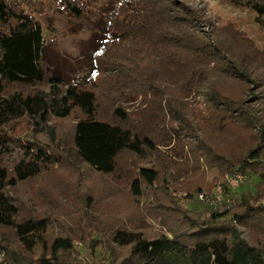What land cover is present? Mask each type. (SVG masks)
<instances>
[{"label": "trees", "instance_id": "1", "mask_svg": "<svg viewBox=\"0 0 264 264\" xmlns=\"http://www.w3.org/2000/svg\"><path fill=\"white\" fill-rule=\"evenodd\" d=\"M59 1L78 17L83 14L86 2L91 0ZM229 1L264 18V0ZM116 2L106 15L105 28L109 36L99 49L103 60L98 73L107 74L102 78L107 83L100 89L110 107V119H105L98 116L100 103L96 90L71 84L60 91L62 78L50 76L45 63L40 24L17 8L12 0H0V150L7 141L4 129L22 119H26L30 127L39 125L50 130L51 142L56 143L55 149L36 142L27 146L23 157L11 169L0 163V229L10 232V235L0 233V249L5 252L6 264H74V254L78 253L75 240L91 248L104 245L105 251H109L108 264H264L261 251L264 206L249 204L247 195L232 190L228 184L222 188L223 196L233 193L240 194L241 198L235 207L212 211L205 219L197 218L196 222L190 223L191 244L181 240L185 237L183 234L147 237L141 230L125 225L123 220L92 213L88 210L89 199L83 198L82 208L90 220L91 231L100 237L88 241L79 232L73 234L66 229L63 216L54 210L52 197L41 201L44 213L35 215L31 208L39 206L38 201L30 199L22 206L11 195L20 183L38 177L54 162L77 161L99 175L113 176L120 154L128 152L145 160L156 152V140L143 126L148 123L143 121L145 108L130 110L127 104L137 97L146 101L147 95L156 88L160 67L180 68L179 65L184 67L186 62L189 71L198 75L199 84L207 83L213 69L240 82L239 93L231 99L214 88L206 94L207 102L213 106L212 113L226 115L220 118L222 126L236 121L252 129L248 135L233 142L235 152L228 153V160L224 158L225 162L221 160L220 164L222 172L236 166L235 170L245 176L244 180L250 175L259 177L262 181L256 194L260 189L264 191V110L262 106L258 109L255 106L259 99L253 93L254 89H248L253 95L249 103L241 98L245 89L242 87L253 82L246 57L235 60L223 43L195 35L193 21L188 20L191 10L173 0ZM202 66H207L204 72H201ZM41 82L49 83L48 91L23 92L11 88L12 85L28 87ZM261 94L264 97V92ZM261 100L260 105L263 104ZM75 112L79 115L74 116ZM235 112L240 114L233 115ZM51 117L73 121L69 142L58 144L53 126H48ZM211 117L213 120L216 115ZM176 120L183 127L187 125L185 120ZM196 122L198 127L202 123L206 127L210 120L200 116ZM216 157L219 158L217 154ZM137 171L138 176L130 183L131 195L135 198L142 194V183L151 187L158 179V170L154 167L140 166ZM189 195L192 200L197 198L193 192ZM172 207L176 212L175 206ZM229 214L240 226H251L255 233L251 243L241 238L235 225L223 221ZM111 244L124 251L115 252Z\"/></svg>", "mask_w": 264, "mask_h": 264}, {"label": "rangeland", "instance_id": "2", "mask_svg": "<svg viewBox=\"0 0 264 264\" xmlns=\"http://www.w3.org/2000/svg\"><path fill=\"white\" fill-rule=\"evenodd\" d=\"M173 1L191 10L188 20L193 21L195 35L223 43L222 46L228 49L229 56L235 60L246 57L253 82L242 87L245 89L241 98L244 97L249 103L253 100V95H250L248 89H254L253 93H256L259 99L255 106L257 109L262 106L264 110V97L261 94L264 92V18L257 17L247 8L233 5L229 0ZM12 2L40 24L44 38L45 63L49 67L50 76L58 75L62 78L60 91L71 84L96 90L100 103L98 116L110 119V107L104 97V91L100 89L107 83V80L102 79L107 74L98 73L103 60L99 49L102 41L109 36L105 28L106 15L113 10L116 0L87 1L83 14L78 17L72 15L59 0ZM207 66H202L201 72H204ZM210 66L212 64H209ZM179 67H160L156 88L147 95L146 101L137 97L127 104L130 110L145 108L146 116L143 121L148 123L143 126L146 132H150L155 138L156 152L145 160L128 152L120 154L117 158L116 174L113 176L99 175L77 161L54 162L38 177L20 183L11 191V195L22 206L30 199L38 201L40 205L31 208L35 215H39L41 211L44 213L41 201H45L48 196L52 197L56 207L54 210L63 216L62 222L65 223L66 229L73 234L79 232V235H83L88 241L100 237L91 231L90 220L82 208L83 198L89 199L88 210L92 213L104 214L113 220H123L125 225L141 230L147 237L183 234L185 237L181 240L191 244L193 238L189 237L192 230L190 223L196 222L197 218L205 219L212 211L235 207L241 197L240 194L227 193L224 194L226 201L214 206L201 202L198 198L192 200L189 193H195L196 197L201 193L206 197H213L227 184L230 175L241 173L235 170L236 166L222 172L223 166L220 163L221 160L225 162L224 158L228 160V153L230 155L235 152L233 142L248 135L252 129L241 126L242 123L238 124L236 121L226 124V127L222 126L220 118L226 115L212 113L213 106L207 102L206 94L211 92L212 88L214 91L225 93V97L231 99L234 94L239 93L240 82L218 74L213 69L207 83L199 84L198 75L189 71L188 62L184 67ZM11 88L23 92L36 89L48 91L49 83L41 82L28 87L12 85ZM213 114L217 119L214 117L212 120ZM237 114L240 113L235 112L233 115ZM77 115L79 114L75 112L74 116ZM200 116L210 120L209 126L205 127L202 123L198 127L196 120ZM176 119L185 120L187 125L181 126ZM72 124V120L59 121L52 117L49 119L48 126H53V135L59 145L69 142L68 134L70 135ZM28 125L26 119H22L4 129L7 141L0 150V163L3 166L11 169L23 157L27 146L31 147L34 142L56 148V143L51 142L50 130L39 125ZM262 152L264 153V149ZM140 166L156 168L158 179L151 187L142 183V194L135 198L131 195L130 183L138 176L137 169ZM261 181L259 177L250 175L236 190L247 195L249 204L264 206V191L260 189L256 194ZM172 205L177 209L176 212ZM223 218L224 222L228 221L239 229L241 238L248 243L252 242L255 233L250 225L240 226L230 214ZM0 233L10 235L8 230L0 229ZM262 235L261 251L264 257V234ZM74 246L78 251L73 257L74 264L109 262V251H105L104 245L91 248L75 240ZM113 248L115 252L124 251L115 245ZM0 264H6L5 252L2 249Z\"/></svg>", "mask_w": 264, "mask_h": 264}, {"label": "built area", "instance_id": "3", "mask_svg": "<svg viewBox=\"0 0 264 264\" xmlns=\"http://www.w3.org/2000/svg\"><path fill=\"white\" fill-rule=\"evenodd\" d=\"M244 179L245 176L242 173H235L233 175H230L229 178H227V184L232 190H234L242 183ZM218 191L219 193H217L213 197H206L204 193H201L197 195V198L201 202L213 204L214 206H216V204L223 203L226 201H224L223 189L221 188Z\"/></svg>", "mask_w": 264, "mask_h": 264}]
</instances>
